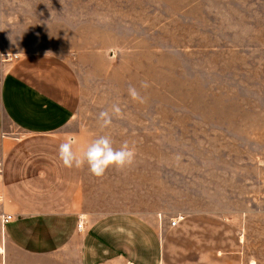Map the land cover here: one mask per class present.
Segmentation results:
<instances>
[{"label": "rangeland", "instance_id": "rangeland-1", "mask_svg": "<svg viewBox=\"0 0 264 264\" xmlns=\"http://www.w3.org/2000/svg\"><path fill=\"white\" fill-rule=\"evenodd\" d=\"M38 58L74 75L59 133L78 155L105 135L136 152L102 177L82 166L97 233L152 244L144 264H264V0H0V83Z\"/></svg>", "mask_w": 264, "mask_h": 264}, {"label": "crops", "instance_id": "crops-1", "mask_svg": "<svg viewBox=\"0 0 264 264\" xmlns=\"http://www.w3.org/2000/svg\"><path fill=\"white\" fill-rule=\"evenodd\" d=\"M77 89L68 66L40 58L0 83V264L152 262L141 249L152 244L109 239L76 210L82 167H65L58 149L69 141L59 132L71 124ZM3 213L13 219L3 223Z\"/></svg>", "mask_w": 264, "mask_h": 264}, {"label": "clouds", "instance_id": "clouds-1", "mask_svg": "<svg viewBox=\"0 0 264 264\" xmlns=\"http://www.w3.org/2000/svg\"><path fill=\"white\" fill-rule=\"evenodd\" d=\"M141 87L147 88V83H142ZM128 94L133 101L144 103V97L140 95L134 87H129ZM112 113L117 117L121 115V108L118 105L112 106ZM99 119L102 121L101 127L107 128L112 124V117L108 111H101ZM58 157L65 167L80 168L87 165L91 174L102 177L110 167L124 169L130 167L135 162L136 152L125 142L119 149L113 147V141L109 136H100L95 139L79 155L73 151V142L66 141L59 145Z\"/></svg>", "mask_w": 264, "mask_h": 264}, {"label": "built area", "instance_id": "built-area-1", "mask_svg": "<svg viewBox=\"0 0 264 264\" xmlns=\"http://www.w3.org/2000/svg\"><path fill=\"white\" fill-rule=\"evenodd\" d=\"M0 200H1V195H0ZM13 219V215L12 214H9V213H3L1 215V220L3 223H7L9 221H11ZM178 222V220L176 219H173L171 221V225H176ZM84 222L82 220L79 221V228H81L83 226Z\"/></svg>", "mask_w": 264, "mask_h": 264}]
</instances>
